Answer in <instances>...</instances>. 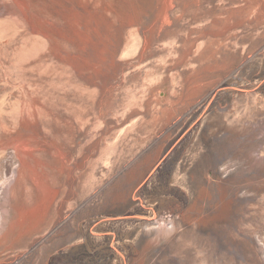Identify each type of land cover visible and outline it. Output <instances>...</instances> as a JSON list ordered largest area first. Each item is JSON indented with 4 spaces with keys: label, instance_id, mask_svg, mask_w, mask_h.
Returning a JSON list of instances; mask_svg holds the SVG:
<instances>
[{
    "label": "rangeland",
    "instance_id": "374dc122",
    "mask_svg": "<svg viewBox=\"0 0 264 264\" xmlns=\"http://www.w3.org/2000/svg\"><path fill=\"white\" fill-rule=\"evenodd\" d=\"M0 100V264H264V0H0Z\"/></svg>",
    "mask_w": 264,
    "mask_h": 264
},
{
    "label": "bare ground",
    "instance_id": "6f19581e",
    "mask_svg": "<svg viewBox=\"0 0 264 264\" xmlns=\"http://www.w3.org/2000/svg\"><path fill=\"white\" fill-rule=\"evenodd\" d=\"M1 41H2V40H1ZM4 44H5V43H4ZM1 88H3V87H1ZM4 95H5V94H4ZM1 98H2V96H1ZM0 102H1V100H0ZM2 102H3V101H2ZM2 105H3V104H2ZM0 122H1V121H0ZM6 129H7V128H6ZM6 129H5V130H6ZM3 142H4V141H3Z\"/></svg>",
    "mask_w": 264,
    "mask_h": 264
}]
</instances>
